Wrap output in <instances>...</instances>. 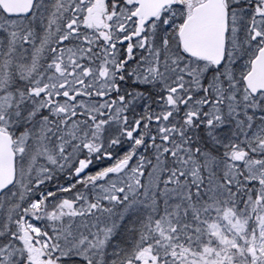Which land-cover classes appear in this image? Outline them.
<instances>
[{
  "label": "snow or ice",
  "instance_id": "obj_1",
  "mask_svg": "<svg viewBox=\"0 0 264 264\" xmlns=\"http://www.w3.org/2000/svg\"><path fill=\"white\" fill-rule=\"evenodd\" d=\"M0 264H264V0H0Z\"/></svg>",
  "mask_w": 264,
  "mask_h": 264
}]
</instances>
